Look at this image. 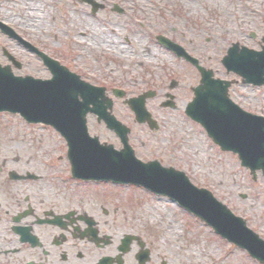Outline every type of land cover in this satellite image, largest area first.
<instances>
[{
  "label": "flooded vegetation",
  "instance_id": "flooded-vegetation-1",
  "mask_svg": "<svg viewBox=\"0 0 264 264\" xmlns=\"http://www.w3.org/2000/svg\"><path fill=\"white\" fill-rule=\"evenodd\" d=\"M145 2L0 0V64L8 65L12 74L23 75L21 52L33 54L34 51L24 47L17 36L29 42L42 37L57 39L61 36L65 40V63L62 64L68 72L75 73L78 80L103 87L105 97L94 95L91 99L100 102L104 98L111 100L110 112L126 125L123 131L132 154L142 162L158 161L161 165L176 167L179 161L177 145H168L165 137L158 136L160 127L151 129L147 123L127 122L117 110L119 104H123L134 116L126 100L135 94L119 83L107 82L111 70L92 68L83 61L81 54L70 51L72 47L80 46L83 24L111 18L125 22L131 20L142 25L149 19ZM39 19L46 26L35 33L36 29L27 24ZM162 35L180 44L184 36L176 25L165 29ZM249 35L254 41L251 47L260 49L264 34L258 36L250 32ZM5 50L13 56V61L9 60ZM187 51L195 53L190 48ZM18 61L21 62L20 67L13 64ZM26 63L29 64V61L26 60ZM219 74V70L214 71L216 77H221ZM222 78H226V71ZM236 85L237 82L229 88L232 100L243 108L244 101L251 108L244 109L261 113L262 103L237 93L234 89ZM117 92L123 95H117ZM231 92L235 95L232 96ZM158 93L161 97L157 103L162 109H178L188 101L179 106L175 93H169L168 85H162L155 90L152 98L145 101L146 107L147 101L155 99ZM164 102L174 106H162ZM11 118L22 121L25 127L18 129L12 124L8 127L10 130H5ZM0 120V126L10 134L7 137L2 131L0 137V264H225L233 253L230 248L240 250L248 260L262 264L247 251L219 236V241L199 239L197 230L177 224L173 213L155 203L167 198L165 195L109 174H94L91 170L90 174L76 176L72 170L73 163L68 158L67 144L44 142L38 137L39 132L44 130L56 133L51 127L43 125L39 128V124L27 123L20 112L0 111ZM85 123L87 134L95 137L100 146L108 148V153L104 161L87 160L84 163L117 164L118 160L108 158L118 156V151L124 148L121 134L108 127L97 113L87 112ZM135 125L143 129L136 130ZM22 134L28 135V139L24 140ZM204 226L215 235L208 225ZM262 226L259 225L258 230L249 227L264 238V232L259 230ZM216 242L228 249L224 250Z\"/></svg>",
  "mask_w": 264,
  "mask_h": 264
},
{
  "label": "rangeland",
  "instance_id": "rangeland-1",
  "mask_svg": "<svg viewBox=\"0 0 264 264\" xmlns=\"http://www.w3.org/2000/svg\"><path fill=\"white\" fill-rule=\"evenodd\" d=\"M145 1L149 19L142 25L131 20L125 22L111 18H103L94 24H83L80 46L70 50L73 54H81L83 61L92 68L105 67L106 71L111 70L107 82L114 85L119 83L135 95L146 89L157 90L162 85L167 87L169 79L175 78L180 85L169 92L175 93L178 105L191 98V86L197 83L198 72L183 59L177 58L159 45L155 38V35H162L171 25H176L178 31H183L181 44L193 50L202 64L214 71L219 70L221 77H224L225 70L220 59L225 55L227 48L236 42L251 46L254 42L249 35L251 31L258 36L264 34L263 0H188V5L191 4L193 9L189 15L182 0ZM27 25L33 26L35 33H38L42 26H46L40 19ZM64 41L61 36L57 39L42 37L32 40L60 63H65ZM100 45H105L107 50L100 51L97 48ZM21 53L24 61L23 74L49 77V72L35 55L25 51ZM226 78L238 80L232 73L226 75ZM234 89L241 95L261 102L263 109L259 114H264L262 88L245 86L238 82ZM231 95L234 96L235 93L231 92ZM160 97L161 94L158 93L155 99L147 101V107L160 124L158 136L165 137L168 145H177L179 161L176 168L183 169L195 185L210 189L215 197L226 203L236 214L243 216L252 228L258 230L259 225H263L259 230L264 232V179L258 177L252 181L248 170L239 165L235 155L220 151L206 136L203 128L183 113V105L178 109H162L157 103ZM243 104L244 108L251 109L246 102L243 101ZM117 110L127 122L134 121L133 115L125 105L119 104ZM21 122L11 118L5 130H10L8 127L12 124L18 129L25 127ZM134 128L143 129L140 125H135ZM2 131L4 127L0 129V137ZM39 133L38 137L44 142L62 144V139L51 130ZM22 137L24 140L28 139V135L22 134ZM239 194H245L247 198L243 199ZM155 203L173 213L177 224L188 225L192 230H197L199 239L219 241V237L212 235L202 221L184 214L170 200L164 198ZM216 244L224 250L228 249L224 244ZM230 249L233 253L225 260V264H256L248 260L242 251Z\"/></svg>",
  "mask_w": 264,
  "mask_h": 264
},
{
  "label": "water",
  "instance_id": "water-1",
  "mask_svg": "<svg viewBox=\"0 0 264 264\" xmlns=\"http://www.w3.org/2000/svg\"><path fill=\"white\" fill-rule=\"evenodd\" d=\"M160 41L176 50L177 55H183L195 64L201 73L200 84L194 88L195 96L188 103L186 114L199 122L207 135L222 150L237 153L241 165L250 168L252 174L258 169L264 174V118L246 113L231 102L227 96L229 82L213 79L212 72L198 66L196 59L182 53L180 48L165 39L161 38ZM42 58L53 74L50 80L17 78L11 75L8 67L0 68V110H18L26 113L28 120L50 124L60 131L68 142V154L76 176H84L91 170L94 174H109L167 194L212 226L216 233L244 248L251 256L264 263V241L245 226L242 218L233 215L208 190L193 186L183 172L159 167L154 163H140L128 150L121 151L118 157L115 155L108 158L118 160V164L84 163L87 160L107 159L106 150L88 140L84 115L89 110V104L93 106L91 111L100 112L101 115L100 108L104 113L110 103L91 100L88 97L90 93H94L91 90H86L82 102L78 103L75 100L74 85L63 79L64 71L46 56L43 55ZM222 63L228 70L232 69L242 75L246 81L264 84V48L260 52H254L245 47L239 49L235 44L228 49ZM64 75L66 76V72ZM173 85L174 82L171 86ZM152 95L146 93L128 103L135 111L138 121L148 120L153 126L144 109L145 97ZM31 111L32 113H27ZM101 118L109 126L113 123L108 114H102ZM122 161L127 162L121 163Z\"/></svg>",
  "mask_w": 264,
  "mask_h": 264
},
{
  "label": "bare ground",
  "instance_id": "bare-ground-1",
  "mask_svg": "<svg viewBox=\"0 0 264 264\" xmlns=\"http://www.w3.org/2000/svg\"><path fill=\"white\" fill-rule=\"evenodd\" d=\"M187 1L188 0H182V2H183V5L186 7L187 6V9H188V12H187V15H189V14H191L192 12H193V9H192V6H191V4L190 5H188V3H187ZM264 1V0H263ZM100 51H106L107 50V47L105 46V45H100V46H98L97 47Z\"/></svg>",
  "mask_w": 264,
  "mask_h": 264
}]
</instances>
